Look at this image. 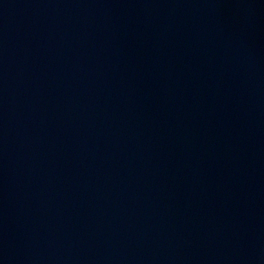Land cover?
<instances>
[{
    "label": "water",
    "instance_id": "95a60500",
    "mask_svg": "<svg viewBox=\"0 0 264 264\" xmlns=\"http://www.w3.org/2000/svg\"><path fill=\"white\" fill-rule=\"evenodd\" d=\"M0 264H264V0H0Z\"/></svg>",
    "mask_w": 264,
    "mask_h": 264
}]
</instances>
